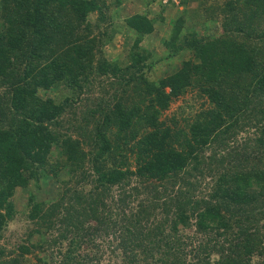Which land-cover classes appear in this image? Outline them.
<instances>
[{"label": "trees", "instance_id": "16d2710c", "mask_svg": "<svg viewBox=\"0 0 264 264\" xmlns=\"http://www.w3.org/2000/svg\"><path fill=\"white\" fill-rule=\"evenodd\" d=\"M210 6L215 32L186 11L162 58L141 44L164 17H125L122 65L103 52L116 26L105 0H0V264H92L97 237L121 264H264V0ZM164 60L178 67L149 79ZM102 78L107 92L85 97ZM188 92L198 111L164 120ZM18 189L34 228L9 250Z\"/></svg>", "mask_w": 264, "mask_h": 264}, {"label": "rangeland", "instance_id": "374dc122", "mask_svg": "<svg viewBox=\"0 0 264 264\" xmlns=\"http://www.w3.org/2000/svg\"><path fill=\"white\" fill-rule=\"evenodd\" d=\"M163 0H154L151 4L145 5L144 0H105L108 11L105 15H111L116 26H113L112 31H109L110 36L108 42L103 47V52L107 59L118 61L122 65H126L128 62L127 54L128 45L131 44L129 34H126L123 29L120 28V21L125 17L134 12L133 9L139 8L143 9L146 7L149 12V16L153 17L155 15H162L165 19L163 25L159 26L157 32L149 37L144 38L141 46L147 49L149 52L156 56V58H162L164 55L163 47L161 45V39L170 31L174 22L178 17H180L184 12L187 26L195 25L198 30L204 28L207 34H213L217 28L216 25H212L210 16L212 11L208 10V7L213 3L221 2V0H187L188 4L185 10L179 5H169L163 4ZM210 6V7H211ZM97 15L94 13L90 16V20L93 23ZM193 24V25H192ZM96 33V30L94 31ZM178 64L174 61H162L158 66L154 67L152 73L149 74V79L156 80L164 77L166 74L175 70ZM104 78L98 79L93 83L92 90L85 94L90 100H96L98 97L103 96V91L107 92V84ZM1 91V90H0ZM39 95L43 98L52 97L56 100H61L65 95L61 92H56L53 90L40 91ZM106 96V95H105ZM202 99H199L194 92H188L186 95L180 97L177 101L171 104L170 108L164 113V120H169L175 117L177 121L182 120V118H190L202 105ZM181 125L182 122H181ZM43 185V183L41 182ZM57 190V184L54 180H50L48 183L43 185L40 192L41 197L44 199H51L55 196ZM27 199L26 192L18 189L15 192L12 202L17 211L14 223L10 224L9 228L4 234V239L1 244L4 245L9 250H14L18 245L24 243L27 239V235L34 228L32 224L29 223L24 215H21L18 211L23 207ZM42 237L35 235L31 238L30 243H35L42 241ZM93 251L96 249L97 256L99 255V260H94L92 264H121V254L120 251L115 247V242L109 237L105 238H95L93 241ZM87 245H82L81 252L86 250ZM99 247V248H98Z\"/></svg>", "mask_w": 264, "mask_h": 264}, {"label": "crops", "instance_id": "0c3cea01", "mask_svg": "<svg viewBox=\"0 0 264 264\" xmlns=\"http://www.w3.org/2000/svg\"><path fill=\"white\" fill-rule=\"evenodd\" d=\"M133 11L134 12L130 13V15H128V16H131V15H134V14H142V13H144V11H146V7L144 9H143V7H142V9L134 7Z\"/></svg>", "mask_w": 264, "mask_h": 264}, {"label": "built area", "instance_id": "2783aa9c", "mask_svg": "<svg viewBox=\"0 0 264 264\" xmlns=\"http://www.w3.org/2000/svg\"><path fill=\"white\" fill-rule=\"evenodd\" d=\"M163 4L173 3L174 5H179L180 0H163Z\"/></svg>", "mask_w": 264, "mask_h": 264}]
</instances>
